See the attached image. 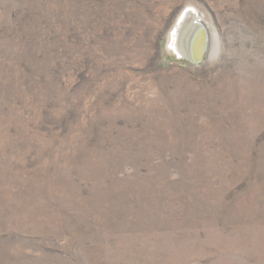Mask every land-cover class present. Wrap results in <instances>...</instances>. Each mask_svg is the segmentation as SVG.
I'll list each match as a JSON object with an SVG mask.
<instances>
[{
  "label": "rangeland",
  "instance_id": "rangeland-1",
  "mask_svg": "<svg viewBox=\"0 0 264 264\" xmlns=\"http://www.w3.org/2000/svg\"><path fill=\"white\" fill-rule=\"evenodd\" d=\"M0 264H264V0H0Z\"/></svg>",
  "mask_w": 264,
  "mask_h": 264
},
{
  "label": "bare ground",
  "instance_id": "bare-ground-1",
  "mask_svg": "<svg viewBox=\"0 0 264 264\" xmlns=\"http://www.w3.org/2000/svg\"><path fill=\"white\" fill-rule=\"evenodd\" d=\"M173 47L180 55L195 63L210 49V34L201 14L187 7L178 18V27L173 30Z\"/></svg>",
  "mask_w": 264,
  "mask_h": 264
},
{
  "label": "water",
  "instance_id": "water-1",
  "mask_svg": "<svg viewBox=\"0 0 264 264\" xmlns=\"http://www.w3.org/2000/svg\"><path fill=\"white\" fill-rule=\"evenodd\" d=\"M202 58H203V56H201V58H200V59H198L196 62H200V61L202 60Z\"/></svg>",
  "mask_w": 264,
  "mask_h": 264
}]
</instances>
